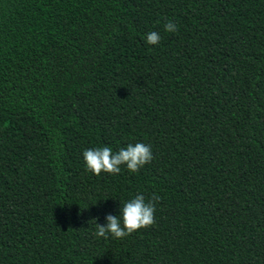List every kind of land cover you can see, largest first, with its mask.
I'll return each mask as SVG.
<instances>
[{
	"label": "trees",
	"instance_id": "obj_1",
	"mask_svg": "<svg viewBox=\"0 0 264 264\" xmlns=\"http://www.w3.org/2000/svg\"><path fill=\"white\" fill-rule=\"evenodd\" d=\"M138 194L155 224L97 237ZM0 264H264V0H0Z\"/></svg>",
	"mask_w": 264,
	"mask_h": 264
},
{
	"label": "clouds",
	"instance_id": "obj_2",
	"mask_svg": "<svg viewBox=\"0 0 264 264\" xmlns=\"http://www.w3.org/2000/svg\"><path fill=\"white\" fill-rule=\"evenodd\" d=\"M166 32L175 33L178 26L168 21L164 25ZM161 36L153 31L147 34L146 42L149 45H156L160 42ZM86 170L99 176L102 172L119 174L121 167L126 166L131 173L138 172L144 165L151 163L154 159L151 147L143 143L129 144L114 153L109 146L87 149L83 152ZM160 197L153 194L148 202L143 195H136L135 198L124 203L119 216L106 215V225L97 224V237L108 239L109 235L116 239H122L131 235L139 229L148 228L155 224V202Z\"/></svg>",
	"mask_w": 264,
	"mask_h": 264
}]
</instances>
